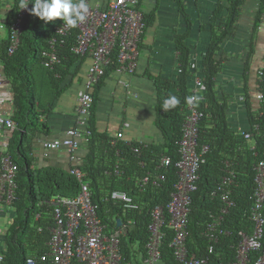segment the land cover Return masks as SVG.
I'll return each mask as SVG.
<instances>
[{
    "label": "trees",
    "instance_id": "obj_1",
    "mask_svg": "<svg viewBox=\"0 0 264 264\" xmlns=\"http://www.w3.org/2000/svg\"><path fill=\"white\" fill-rule=\"evenodd\" d=\"M227 1L228 6H219L212 16L213 36L203 62L202 77L207 92L206 102L202 104L205 114L199 124V146L208 145L210 151L199 173L198 190L192 195L188 224L189 252L208 258V264H226L234 261L240 242L239 233L252 231L250 210L255 188L254 166L264 161V104L260 103L259 111L251 114V129L257 124L261 130L259 134L254 132L256 148L252 150L251 143L243 134L231 132L226 119V104L219 101L216 94L215 80L221 71L217 54L224 40L234 34L246 0ZM19 5L20 0H14L8 29L20 9ZM263 14L264 0H261L255 26L261 23ZM61 24L63 22L59 19L45 24L38 17L29 14L24 20L21 42L15 53L8 54L9 38L0 44V64L4 67V78L9 81L15 106L13 119L19 127L12 135L9 148L10 154L19 165L14 216L6 231L5 248L2 252L4 260L0 264H28L29 257L48 253L52 229L55 227L54 208L48 202L59 197H76L81 190L80 181L72 174L75 167L68 170L55 166L31 169V140L39 127L38 118L34 122L31 114L36 112L39 117L37 103L52 109L53 102L43 98L51 95L50 93L54 98L60 92L64 76L78 61V57L72 52L77 39V28H72L71 36L58 51L60 63L54 68H46L42 63L41 52L49 48V41L55 35V29ZM145 24L147 30L148 16H145ZM187 38L186 35L178 40V63L181 72L176 79H157L160 103L157 127L162 131L163 143L127 145L120 142L117 147H113L112 138L107 134L98 133L92 126L94 104L92 107L89 119L91 134L87 140L89 153L77 167L85 173L84 181L89 184L93 194L92 200L98 205L99 218L106 226V233L110 235L120 227L127 230L126 235L121 238L122 264L132 261L134 245L141 246V252L146 257L145 245L150 237L152 210L158 206L167 208L178 181L175 163L179 160L178 142L186 120V97L190 95L188 80L191 76V49ZM116 53L114 51L113 64L106 75L117 68ZM261 71L263 77H260V88L264 94V67ZM40 81L42 83L38 87ZM170 95L176 96L180 104L165 112L161 106L164 99ZM165 156L172 159V165L162 169L165 179L161 185L139 186V180L149 172L154 173ZM228 165L235 173L231 190L236 206L225 216L223 222L222 229L229 233L220 236L215 251L210 254L208 239L205 237L206 227L211 216L218 215L223 208L220 198L212 197V193L219 191L223 177L228 175ZM116 166L120 169V175L115 174ZM115 190L128 193L139 205V209H125L121 203L110 200V195ZM165 233L161 247L162 262L177 264L170 248L173 233L167 228ZM255 256L253 255L252 260L256 259ZM72 264L77 262L73 261Z\"/></svg>",
    "mask_w": 264,
    "mask_h": 264
},
{
    "label": "built area",
    "instance_id": "obj_2",
    "mask_svg": "<svg viewBox=\"0 0 264 264\" xmlns=\"http://www.w3.org/2000/svg\"><path fill=\"white\" fill-rule=\"evenodd\" d=\"M32 3L26 9H19L12 20L8 30L10 40L8 54L12 55L18 49L23 33V24L30 14ZM3 29L4 26L0 25ZM146 32L145 14L140 8V0H108L106 6H90L87 19L77 27V39L72 47V52L78 57H89L91 64L86 74L84 88L77 96V123L74 128L67 131L62 140L45 142L43 147L47 150L67 149L73 153L78 150L82 141L90 137L89 119L94 104V88L105 77L107 70L113 64V53L116 51L117 68L114 73L134 75L138 69L142 39ZM72 28L64 24L56 27L55 35L49 41V48L41 52L42 63L46 68H54L60 63L59 49L65 40L71 36ZM195 66L192 65L191 69ZM181 72V70H179ZM263 77V72H260ZM262 80V78H261ZM5 80L0 75V88ZM129 87L130 84L120 81ZM207 86L203 77H194V87L189 96L199 97L193 105L186 107V120L182 128V137L178 142L179 160L175 163L178 181L171 194V201L164 209L160 206L151 213L149 225L150 237L145 245L147 255L145 264L162 262V243L165 237V228L171 230L173 237L170 248L177 264H208V258L191 254L187 240L189 215L191 212L192 195L198 190L200 170L206 163V156L210 151L208 145L199 146V124L204 117L202 104L206 102ZM258 101L264 104V94L260 89ZM8 104H13V99L0 97V238H4L7 227L5 213L13 211L16 201L17 175L19 165L9 152L12 135L19 130L18 124L13 119L11 112L6 110ZM130 128V123L123 122L118 133L111 139V145L117 147L120 142L131 145L125 139L124 131ZM254 132L260 133L259 125L243 133L244 138L251 143L255 150L256 142ZM141 144L143 142H140ZM138 151V150H137ZM119 155V151L117 150ZM255 154V152H254ZM256 155V154H255ZM172 165V159L165 156L161 159L154 173H148L139 180V186L153 185L159 187L165 176L162 169ZM226 175L223 177L218 192H213L212 197H219L223 208L217 215H212L207 224L205 237L209 243V253L215 251L221 235L229 232L222 229L225 216L236 206L232 198L231 186L235 173L227 166ZM31 169H35L31 165ZM255 188L253 206L250 210L252 231H241L240 242L236 248L235 260L226 264H264V161L255 164ZM81 183L80 193L76 197H59L48 202L53 206L55 227L49 242V252L40 256L29 257L28 264L38 262L50 264H122L121 238L126 235V228L120 227L112 234L106 233V226L98 214V205L92 198L93 194L89 184L84 181L85 173L77 166L72 169ZM115 174L120 175L118 166ZM110 200L119 202L125 209L138 210L139 205L126 192L113 191ZM2 222V223H1ZM0 239V263L4 260L2 254L5 246ZM253 255H256L252 260Z\"/></svg>",
    "mask_w": 264,
    "mask_h": 264
},
{
    "label": "crops",
    "instance_id": "obj_3",
    "mask_svg": "<svg viewBox=\"0 0 264 264\" xmlns=\"http://www.w3.org/2000/svg\"><path fill=\"white\" fill-rule=\"evenodd\" d=\"M90 6H106L108 0H86ZM219 6L227 7V0H140V8L148 16L149 24L142 39L138 69L134 75L110 72L94 88L92 126L100 134L113 138L123 122L130 123L124 131L125 139L131 144L163 143L162 131L157 127L159 117L158 78L176 79L179 72L178 40L188 36L191 49L188 89L194 87V77L201 76L203 62L212 41V16ZM261 0H246L233 35L227 37L217 54L221 71L216 77V94L219 101L226 104L227 124L233 133L243 134L251 130V114L259 111L257 99L260 91V72L264 67V14L255 26ZM14 0H0V44L8 39V24ZM225 13V11H224ZM91 64L87 57L78 61L64 76L60 92L52 98V109L37 103L39 113L37 131L33 133L31 165L35 169L55 166L71 169L80 165L88 155L86 141L73 153L67 149L47 150L45 142L62 140L77 123V96L84 88L86 74ZM192 65L195 67L191 69ZM0 75L5 80L0 88V97L12 101L9 81L4 78V67L0 64ZM120 81L129 83L123 86ZM38 83V87L40 86ZM45 94V92H43ZM52 99V100H51ZM46 102V101H45ZM6 110L13 112L14 103ZM10 212L5 219H10ZM2 223V222H1ZM142 247L133 246L131 262L125 264H145ZM156 264H164L159 262Z\"/></svg>",
    "mask_w": 264,
    "mask_h": 264
},
{
    "label": "clouds",
    "instance_id": "obj_4",
    "mask_svg": "<svg viewBox=\"0 0 264 264\" xmlns=\"http://www.w3.org/2000/svg\"><path fill=\"white\" fill-rule=\"evenodd\" d=\"M29 3L33 5L30 14L38 17L45 24L59 19L68 28H77L84 23L90 8L86 0H20V9H26ZM198 100L199 97L196 96L186 97L188 105H193L194 101ZM179 104L180 100L170 95L164 99L161 108L168 112Z\"/></svg>",
    "mask_w": 264,
    "mask_h": 264
},
{
    "label": "rangeland",
    "instance_id": "obj_5",
    "mask_svg": "<svg viewBox=\"0 0 264 264\" xmlns=\"http://www.w3.org/2000/svg\"><path fill=\"white\" fill-rule=\"evenodd\" d=\"M33 109H34V108H33ZM37 116H38V114H37L36 112H32V114H31V119L35 122V121H37V119H36V118H38ZM8 215H10V220L7 221V224H6L5 227H7V226L11 223L12 218H13V212H10ZM0 239H1V238H0ZM1 240H3V241H2V244H4V246H5L4 238H2Z\"/></svg>",
    "mask_w": 264,
    "mask_h": 264
},
{
    "label": "water",
    "instance_id": "obj_6",
    "mask_svg": "<svg viewBox=\"0 0 264 264\" xmlns=\"http://www.w3.org/2000/svg\"><path fill=\"white\" fill-rule=\"evenodd\" d=\"M121 225V222L119 221V226Z\"/></svg>",
    "mask_w": 264,
    "mask_h": 264
}]
</instances>
